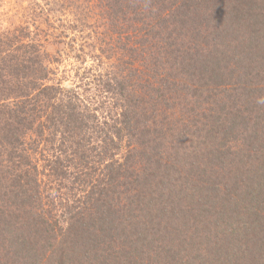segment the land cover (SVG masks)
Wrapping results in <instances>:
<instances>
[{"label":"trees","instance_id":"16d2710c","mask_svg":"<svg viewBox=\"0 0 264 264\" xmlns=\"http://www.w3.org/2000/svg\"><path fill=\"white\" fill-rule=\"evenodd\" d=\"M102 1L137 64L102 121L52 82L62 41L0 30V264H264V132L237 129L264 130V0Z\"/></svg>","mask_w":264,"mask_h":264},{"label":"rangeland","instance_id":"374dc122","mask_svg":"<svg viewBox=\"0 0 264 264\" xmlns=\"http://www.w3.org/2000/svg\"><path fill=\"white\" fill-rule=\"evenodd\" d=\"M103 3L102 0H3L0 3V30L22 26L28 27L30 31H33L38 26L43 32L42 35L40 33L39 37H45L52 44L58 41L64 43V48L60 51L62 56L60 62L52 65V68L54 67L52 82L61 84L66 88H74L81 96L83 103L88 107L87 110L94 112L101 121L106 117L112 100H110L109 95L105 91L101 90L103 86L99 82L100 77L109 82L108 77L111 78L116 72H121V78H126L128 84L136 85V77L132 75V70L137 66L135 62L132 65L129 64L131 60L125 50L122 53H118L117 48L114 49L116 44L104 45L102 38L103 29L99 26L101 17H98L97 13L98 8ZM198 29L199 27H196V30ZM263 31L264 25L260 24L257 35H260ZM197 38V35L190 32L184 37L185 40ZM205 38L207 39V36L202 33L200 40H205ZM132 39L134 40V38ZM225 50V48L219 49L218 56L227 54L226 52L228 51ZM172 57L170 55V58ZM106 103L108 104L103 105ZM241 104L243 105V101H241ZM240 117L241 119H238L237 123L238 130L245 126L249 133H254L255 135L260 134L262 131L264 132V130H261L262 126L251 127L252 124L249 122L252 120H249V118L253 119L254 116L250 117L242 114ZM240 136L242 139L237 144L240 147L247 145L245 140H243L245 136ZM257 144V140L252 141L247 146L249 152ZM218 145L230 147L228 141L224 143L217 141V143L212 144V146L203 151L204 155L211 159L210 161H213L212 164L221 163L216 158L217 155L215 153V150L219 147ZM123 152L124 150L116 158H120ZM224 166L233 167L234 162L228 160ZM214 167L216 168L215 171L222 175L219 169L221 166ZM214 176L218 180L219 176ZM253 179L256 178L253 177ZM64 185L69 186L70 183L65 181ZM55 212L53 213V219L57 223L63 224L64 216L61 215V210L55 209ZM119 243L118 241L115 244ZM118 247L120 246L115 248Z\"/></svg>","mask_w":264,"mask_h":264}]
</instances>
